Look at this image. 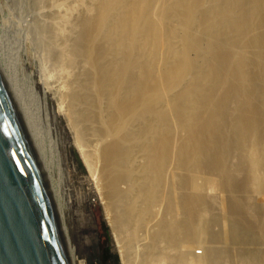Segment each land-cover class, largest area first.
<instances>
[{
    "label": "bare ground",
    "instance_id": "obj_1",
    "mask_svg": "<svg viewBox=\"0 0 264 264\" xmlns=\"http://www.w3.org/2000/svg\"><path fill=\"white\" fill-rule=\"evenodd\" d=\"M36 2L57 70L30 85L68 121L124 264H264V0ZM25 56L0 73L58 199ZM57 217L69 264H86Z\"/></svg>",
    "mask_w": 264,
    "mask_h": 264
},
{
    "label": "rangeland",
    "instance_id": "obj_2",
    "mask_svg": "<svg viewBox=\"0 0 264 264\" xmlns=\"http://www.w3.org/2000/svg\"><path fill=\"white\" fill-rule=\"evenodd\" d=\"M36 1L38 0H0V58L12 68L14 63H18V55H26L21 60L23 65L17 71L21 78V82H18L19 93L28 110L30 122L43 135L41 139L45 147L49 146V142L56 146L60 163L55 166L51 159L50 163L55 178L58 179L59 176L61 181L59 198L55 199L54 194L49 191L51 198L59 205L52 200L57 215L63 216L61 225L67 229L75 254L86 264H112L110 260L105 262L102 256L109 247L111 253L118 255L119 263L124 264L121 239H117V231L110 221V211L106 209L105 199L96 187L68 121L57 114L58 103L50 92L44 97L40 83L36 84V88L30 85V79L38 81L39 75L49 76L48 74L57 70L47 50L46 37H43L46 34L35 25L41 10ZM203 249L199 246L194 250L201 252Z\"/></svg>",
    "mask_w": 264,
    "mask_h": 264
},
{
    "label": "water",
    "instance_id": "obj_3",
    "mask_svg": "<svg viewBox=\"0 0 264 264\" xmlns=\"http://www.w3.org/2000/svg\"><path fill=\"white\" fill-rule=\"evenodd\" d=\"M48 183L0 73V264H69Z\"/></svg>",
    "mask_w": 264,
    "mask_h": 264
},
{
    "label": "trees",
    "instance_id": "obj_4",
    "mask_svg": "<svg viewBox=\"0 0 264 264\" xmlns=\"http://www.w3.org/2000/svg\"><path fill=\"white\" fill-rule=\"evenodd\" d=\"M102 256H103V259L105 262H108L110 260L112 262V264H120L118 255L111 253L109 247H107L104 250V253Z\"/></svg>",
    "mask_w": 264,
    "mask_h": 264
}]
</instances>
